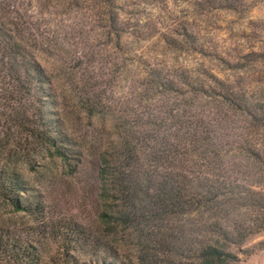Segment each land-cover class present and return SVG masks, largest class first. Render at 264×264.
Wrapping results in <instances>:
<instances>
[{"label":"trees","instance_id":"obj_1","mask_svg":"<svg viewBox=\"0 0 264 264\" xmlns=\"http://www.w3.org/2000/svg\"><path fill=\"white\" fill-rule=\"evenodd\" d=\"M44 2L38 14L33 0H0V264H135L117 228L135 232L136 264H239L252 254L245 244L264 233V77L250 93L186 69L119 71L138 82L140 110L112 114L107 136H77L67 102L104 118L98 80L115 71L97 65L111 61L91 44L74 50L76 28L44 19ZM102 20L117 49L118 20ZM251 54L264 66V53ZM89 157L106 227H62L36 183L53 167L73 175Z\"/></svg>","mask_w":264,"mask_h":264},{"label":"rangeland","instance_id":"obj_2","mask_svg":"<svg viewBox=\"0 0 264 264\" xmlns=\"http://www.w3.org/2000/svg\"><path fill=\"white\" fill-rule=\"evenodd\" d=\"M39 1H45L44 19L62 23L67 29L76 28V36L70 39L74 50L85 54L91 44L106 56V61H111L97 65L115 71L98 80L104 118L86 117L83 112L72 110L67 102V125L77 136H107L113 132L112 114L120 116L140 110L138 82L127 80L119 71L133 75L153 66L186 69L200 79L202 73H207L216 81L245 87L250 93L258 89L259 80L264 77V66L249 62L254 57L251 53H264V0H111L102 10L96 9L98 0H33V11L38 14ZM108 15L118 20L121 29L117 49L115 36H108L107 28L100 27L107 25L102 19ZM86 57L68 65L77 71ZM52 171L55 172L50 177L36 183L46 205V217L62 227L70 220L84 227H106L98 217L103 206L97 195L95 158H87L73 175L54 167ZM153 228L173 231V227L150 229ZM115 231L122 253L136 264L135 232L131 228ZM262 240L264 233L245 244L253 252L239 264H264V250L254 249Z\"/></svg>","mask_w":264,"mask_h":264}]
</instances>
